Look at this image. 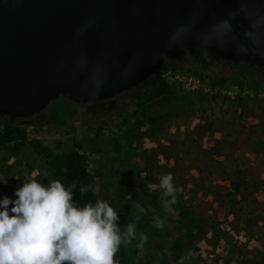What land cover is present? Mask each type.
<instances>
[{
  "label": "rangeland",
  "instance_id": "obj_1",
  "mask_svg": "<svg viewBox=\"0 0 264 264\" xmlns=\"http://www.w3.org/2000/svg\"><path fill=\"white\" fill-rule=\"evenodd\" d=\"M171 70L193 74L187 67L163 66L158 78L136 91V98L127 109L111 111V104L105 102L79 107L72 124L28 128L23 144L1 148L0 180L6 183L0 182V198L7 195L14 199L15 189L23 182L38 180L46 184L57 180L50 158L31 146L33 140L52 155L69 152L74 149V142H78L88 156L86 166L94 203L97 199L107 201L120 217L121 230L128 223L136 225V238L127 245L121 244L115 255L117 259L122 264H159L162 259L165 264H171V252L166 254L168 257L157 252L162 243L171 242L172 213L171 209L167 212L162 209L158 177L171 174L174 185H182L180 199L192 218L205 225V238L207 231H213L215 226L213 218L206 219L203 211L207 207L223 210L225 207L218 201L233 207L237 203L229 193L217 188L215 181H222L216 177L217 165L201 157L215 160L218 139L215 135L220 133L218 130L226 119L231 120L235 107L264 106V84L252 79L198 71L195 76L203 80L204 87L191 89L172 81L171 73H166ZM105 114H113V118H102ZM228 135L231 136L230 127ZM201 171L205 179L192 176ZM239 176L237 181L245 190L248 186L253 194L246 202L251 206L264 205L260 202L264 184L246 183L247 178L243 174ZM154 216L161 217L163 228L153 226ZM141 234L147 239L142 240ZM238 234L232 232L231 242H221L218 251L204 242L198 243L197 249L193 245L174 264H237L242 250L231 259H222L220 255L230 258L229 250L240 247L243 242ZM252 237L261 249L250 255L263 254L264 234L254 233Z\"/></svg>",
  "mask_w": 264,
  "mask_h": 264
},
{
  "label": "water",
  "instance_id": "obj_2",
  "mask_svg": "<svg viewBox=\"0 0 264 264\" xmlns=\"http://www.w3.org/2000/svg\"><path fill=\"white\" fill-rule=\"evenodd\" d=\"M197 58L264 68V0H0V119L111 100Z\"/></svg>",
  "mask_w": 264,
  "mask_h": 264
},
{
  "label": "clouds",
  "instance_id": "obj_3",
  "mask_svg": "<svg viewBox=\"0 0 264 264\" xmlns=\"http://www.w3.org/2000/svg\"><path fill=\"white\" fill-rule=\"evenodd\" d=\"M158 179L167 212L179 188L171 174ZM75 187L59 180H30L15 189L14 199L0 198V264H118L114 257L121 244L136 238V225L128 223L121 230L120 217L107 201L79 206L73 199ZM153 226H165L160 216L153 217ZM141 239L147 237L141 234Z\"/></svg>",
  "mask_w": 264,
  "mask_h": 264
},
{
  "label": "crops",
  "instance_id": "obj_4",
  "mask_svg": "<svg viewBox=\"0 0 264 264\" xmlns=\"http://www.w3.org/2000/svg\"><path fill=\"white\" fill-rule=\"evenodd\" d=\"M218 131L220 133L215 135L216 139L218 138L215 144L217 149L215 160H211L208 156H202L201 159L205 162L212 161L217 165L216 177L222 179L220 182L215 181L217 188L229 193L228 196L233 197L237 204L233 207L215 199L225 207L224 211L210 207L203 211L206 219L213 218L215 229L208 230L206 237L197 241L194 246L204 242L213 251H218L221 242H231L232 232L239 233L243 242L240 247L229 250L231 251L228 254L230 258L225 257L224 254L220 255L222 259H231L236 256L234 253L239 249L246 248L251 254L261 249L260 244L253 239L252 235L254 233L264 234V205L252 204L251 206L250 202H246L253 197V194L248 186L245 190L237 180H239V175L243 174L247 178L246 183L262 182L264 184V106L235 107L231 120L226 119ZM192 176L205 179L203 172ZM260 202L264 204V196ZM235 208L237 211H234ZM199 215L202 213L200 212ZM251 244L254 245V249L250 246Z\"/></svg>",
  "mask_w": 264,
  "mask_h": 264
},
{
  "label": "trees",
  "instance_id": "obj_5",
  "mask_svg": "<svg viewBox=\"0 0 264 264\" xmlns=\"http://www.w3.org/2000/svg\"><path fill=\"white\" fill-rule=\"evenodd\" d=\"M197 72L198 71H193V74L197 75ZM156 78H158V75L151 77L147 85L151 84ZM143 85L147 86L146 84ZM79 107L80 106L74 105L64 98H59L49 105L44 114L48 115L50 119L73 120L77 112L76 110ZM35 117H37V115ZM22 123L25 122L18 120L8 124V121L5 120L3 124L0 123V149L11 144H23L26 141L28 129L21 127L20 124ZM39 123L40 121L37 119L29 121V125L32 127V124ZM73 145L74 149L69 152L52 155L49 149L39 144L36 140L31 142V146L36 151L50 158V165L54 170V175L57 180L61 181L66 187L73 183L76 184V187L72 190L75 203L79 206H83L85 203L94 204L92 181L86 166L88 158L87 153L78 142H74ZM82 186L88 188L86 193H81L79 191ZM177 187L179 191L176 193V203L171 205V242L162 243L157 250V252H162L164 257L167 256L166 254L168 252H171V264H174L187 252V250L193 247L198 240L203 238V228L205 227V225L197 223L195 219L192 218L189 209L180 199L182 185L180 184ZM173 212H175L176 215H172ZM261 245L264 247V238L262 239ZM239 250H242V253H238V255L241 256V260H239L237 264H264V253L261 255H250V252L246 249ZM114 259L118 261V264H122L116 256ZM162 260H160L159 264H165V261Z\"/></svg>",
  "mask_w": 264,
  "mask_h": 264
},
{
  "label": "flooded vegetation",
  "instance_id": "obj_6",
  "mask_svg": "<svg viewBox=\"0 0 264 264\" xmlns=\"http://www.w3.org/2000/svg\"><path fill=\"white\" fill-rule=\"evenodd\" d=\"M180 63H182L186 66H188L187 68L189 70L192 71H205L206 73H210V72H215L217 74L220 75H228L231 77H243L245 79H252L254 82H259L264 84V68L259 69L256 67H248L246 64L244 63H239V64H232V63H227L225 61H213L211 59H207V58H197V60L192 61L191 59H183ZM177 65L176 61H167L165 63L162 64L161 67L163 66H169V67H175ZM182 65V66H183ZM183 68V67H182ZM144 87V85H141L140 87L123 93L111 100H107L104 101L105 103H110L111 104V111L112 110H123V109H127V107L129 105H131L135 98H136V91L140 88ZM78 106V105H77ZM49 107V106H48ZM48 107L41 112L39 115H37V117L33 116L29 119L23 120V122L25 123H29V121L33 120V119H37L40 121L39 124H32L33 127L36 126H55V125H59V126H67V124H72V120L71 119H67V120H58V119H50L48 117V115L44 114V112L48 109ZM83 107V106H80ZM102 118H108V119H112L113 118V114H105L103 115ZM6 119H0V123L3 124L4 121ZM18 121V120H17ZM43 121V122H41ZM15 122V121H13Z\"/></svg>",
  "mask_w": 264,
  "mask_h": 264
},
{
  "label": "built area",
  "instance_id": "obj_7",
  "mask_svg": "<svg viewBox=\"0 0 264 264\" xmlns=\"http://www.w3.org/2000/svg\"><path fill=\"white\" fill-rule=\"evenodd\" d=\"M167 74L171 73V80L181 82V84L187 85L191 87V89H200L199 87H204L203 80H201L198 76L193 74H186V73H174L172 70L171 72H166Z\"/></svg>",
  "mask_w": 264,
  "mask_h": 264
}]
</instances>
